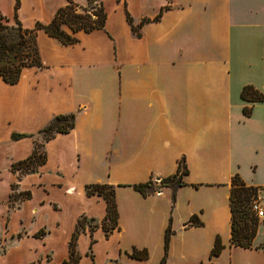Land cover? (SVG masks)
Wrapping results in <instances>:
<instances>
[{
	"label": "crops",
	"instance_id": "0c3cea01",
	"mask_svg": "<svg viewBox=\"0 0 264 264\" xmlns=\"http://www.w3.org/2000/svg\"><path fill=\"white\" fill-rule=\"evenodd\" d=\"M69 2L102 8L103 29L64 27L71 45L38 31L42 67L0 77V264L67 261L78 219L106 214L89 185L114 188L118 229L80 234L77 264H264L261 228L252 249L231 245L229 207L235 174L264 199V98L240 97H264V0H0V15L33 29ZM71 114L73 129L42 141ZM36 145L45 163L12 172ZM181 162L182 185L162 186ZM147 182L146 195L133 188ZM12 186L30 195L13 208Z\"/></svg>",
	"mask_w": 264,
	"mask_h": 264
},
{
	"label": "trees",
	"instance_id": "16d2710c",
	"mask_svg": "<svg viewBox=\"0 0 264 264\" xmlns=\"http://www.w3.org/2000/svg\"><path fill=\"white\" fill-rule=\"evenodd\" d=\"M18 0H16V7ZM79 9L76 5L69 2L65 7L60 8L54 18L48 24L36 23L33 29H23L17 22L16 26L3 24L5 19L0 15V77L7 84H16L19 81L22 71L26 68H41L39 49L36 41L38 31H43L47 36L58 40L64 45H71L76 42L74 38L64 31V27L72 33L83 31L88 33L92 30L103 29L105 23V14L102 8ZM7 21V20H6ZM129 23L130 19L128 20ZM240 97L243 101L258 103L263 101V95L251 86L242 89ZM245 115L250 114V110L243 109ZM74 127V115H60L54 117L51 122L40 131L42 141L45 142L55 134H66ZM24 135H12V139H21ZM41 146L36 145L32 155L24 161L12 166L11 171L17 172L19 176L34 172L39 166L45 163V154L39 152ZM183 162L179 163L177 173L167 179L161 180L162 186L179 187L182 185L181 177L187 173L183 169ZM151 187V182L133 186V188L146 195V190ZM87 195H97L101 197L106 204V214L104 219L98 224L94 219L81 217L78 219L75 229L68 243L69 257L62 264H77L80 256L76 251V244L80 234L89 229L90 234L101 227L104 236L108 238L113 231L118 229V212L115 202L114 188L107 185H89L86 186ZM13 193L9 198L10 207L13 204L20 203L29 198V193H16L15 186L11 187ZM259 188L246 186L238 174H235L230 181L229 207H230V243L232 246L243 249L253 248V239L257 234L258 220L250 212V203L256 198ZM195 225H197L195 223ZM87 227V228H86ZM41 236L42 233H38ZM170 237L169 229L164 237V250L168 248ZM93 241H91V244ZM222 249L219 239H216L211 250V257L217 256ZM131 256L137 259L146 258V252L133 251ZM165 257L160 264H164Z\"/></svg>",
	"mask_w": 264,
	"mask_h": 264
},
{
	"label": "built area",
	"instance_id": "2783aa9c",
	"mask_svg": "<svg viewBox=\"0 0 264 264\" xmlns=\"http://www.w3.org/2000/svg\"><path fill=\"white\" fill-rule=\"evenodd\" d=\"M260 193L261 191L258 190L256 198L251 201L249 208L257 220H264V205L262 204Z\"/></svg>",
	"mask_w": 264,
	"mask_h": 264
},
{
	"label": "rangeland",
	"instance_id": "374dc122",
	"mask_svg": "<svg viewBox=\"0 0 264 264\" xmlns=\"http://www.w3.org/2000/svg\"><path fill=\"white\" fill-rule=\"evenodd\" d=\"M3 24H6V25H9V26H16V20H14V19H7V21H6V19H3L2 21H1ZM41 151H43V149L42 148H39V152H41ZM262 201L264 202V199L262 198ZM16 205H18V203H15L14 204V207H16ZM87 228V227H86ZM259 228H261V230H264V220H258V229ZM87 231H86V234H89V229H86Z\"/></svg>",
	"mask_w": 264,
	"mask_h": 264
}]
</instances>
